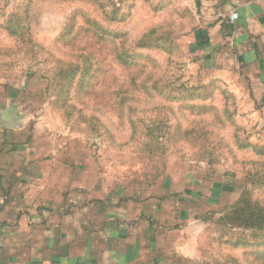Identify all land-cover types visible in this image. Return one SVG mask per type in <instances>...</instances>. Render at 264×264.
Masks as SVG:
<instances>
[{
	"label": "rangeland",
	"instance_id": "rangeland-1",
	"mask_svg": "<svg viewBox=\"0 0 264 264\" xmlns=\"http://www.w3.org/2000/svg\"><path fill=\"white\" fill-rule=\"evenodd\" d=\"M194 25L188 0H0V149L87 198L196 182L171 264H264L263 236L219 223L244 189L264 209L262 92L192 58Z\"/></svg>",
	"mask_w": 264,
	"mask_h": 264
},
{
	"label": "crops",
	"instance_id": "crops-1",
	"mask_svg": "<svg viewBox=\"0 0 264 264\" xmlns=\"http://www.w3.org/2000/svg\"><path fill=\"white\" fill-rule=\"evenodd\" d=\"M188 1L192 58L242 74L264 100V0ZM22 152L0 149V264H171L167 252L179 253L174 239L195 217L200 184L164 180L109 194L96 186L101 195L87 198L84 180L69 182L63 165L30 162Z\"/></svg>",
	"mask_w": 264,
	"mask_h": 264
},
{
	"label": "trees",
	"instance_id": "trees-1",
	"mask_svg": "<svg viewBox=\"0 0 264 264\" xmlns=\"http://www.w3.org/2000/svg\"><path fill=\"white\" fill-rule=\"evenodd\" d=\"M247 189L239 195L235 205L224 216L219 219L223 227L241 228L253 232V236L261 235L264 237V209L251 203L246 197ZM238 242L237 245H243ZM199 264V263H198Z\"/></svg>",
	"mask_w": 264,
	"mask_h": 264
},
{
	"label": "water",
	"instance_id": "water-1",
	"mask_svg": "<svg viewBox=\"0 0 264 264\" xmlns=\"http://www.w3.org/2000/svg\"><path fill=\"white\" fill-rule=\"evenodd\" d=\"M10 120V122L8 123L7 121L8 120H5L4 118H2V116H1V114H0V126H2L3 124H6V123H8L9 125H15L16 123H15V119L14 118H9Z\"/></svg>",
	"mask_w": 264,
	"mask_h": 264
},
{
	"label": "built area",
	"instance_id": "built-area-1",
	"mask_svg": "<svg viewBox=\"0 0 264 264\" xmlns=\"http://www.w3.org/2000/svg\"><path fill=\"white\" fill-rule=\"evenodd\" d=\"M185 1V0H184ZM235 17V15H233ZM1 250H2V244L0 242V254H1Z\"/></svg>",
	"mask_w": 264,
	"mask_h": 264
}]
</instances>
